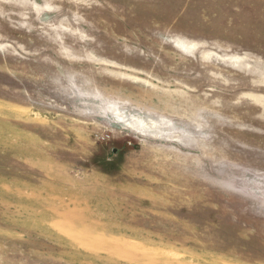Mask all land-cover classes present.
I'll use <instances>...</instances> for the list:
<instances>
[{"label":"rangeland","instance_id":"374dc122","mask_svg":"<svg viewBox=\"0 0 264 264\" xmlns=\"http://www.w3.org/2000/svg\"><path fill=\"white\" fill-rule=\"evenodd\" d=\"M0 264H264V0H0Z\"/></svg>","mask_w":264,"mask_h":264}]
</instances>
